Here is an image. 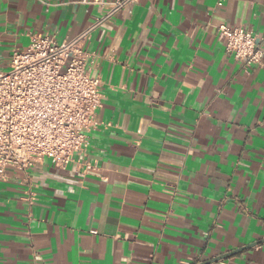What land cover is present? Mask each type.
Here are the masks:
<instances>
[{"label": "crops", "instance_id": "obj_1", "mask_svg": "<svg viewBox=\"0 0 264 264\" xmlns=\"http://www.w3.org/2000/svg\"><path fill=\"white\" fill-rule=\"evenodd\" d=\"M92 1L0 0V72L32 36H79L105 13ZM218 3L138 0L91 33L101 106L87 147L66 169L6 170L0 264H199L239 249L212 264H264V57L245 71L218 34L244 28L264 52V0Z\"/></svg>", "mask_w": 264, "mask_h": 264}, {"label": "built area", "instance_id": "obj_2", "mask_svg": "<svg viewBox=\"0 0 264 264\" xmlns=\"http://www.w3.org/2000/svg\"><path fill=\"white\" fill-rule=\"evenodd\" d=\"M137 2L93 0L105 13L73 40L35 35L28 47L13 52L8 70L0 72V180L7 169L26 174L43 158L66 169L84 152L101 106V81L91 75L95 54L85 43L103 22ZM218 34L245 71L262 64L264 52L251 31L221 25ZM92 168L84 164L85 171ZM25 200L32 204L31 190Z\"/></svg>", "mask_w": 264, "mask_h": 264}, {"label": "water", "instance_id": "obj_3", "mask_svg": "<svg viewBox=\"0 0 264 264\" xmlns=\"http://www.w3.org/2000/svg\"><path fill=\"white\" fill-rule=\"evenodd\" d=\"M252 245H255V244H252ZM252 245H251V246H252ZM247 247H250V246H247ZM247 247H246V248H247ZM243 249H244V248H243ZM241 250H242V249H239V250H236V251L230 252V253L225 254V255H223V256L215 257V258H213V259H211V260H208V261H206V262H202V263H199V264H212V263H216V262L221 261V260H223V259H225V258H227V257H230V256H232V255L237 254V253L240 252Z\"/></svg>", "mask_w": 264, "mask_h": 264}]
</instances>
